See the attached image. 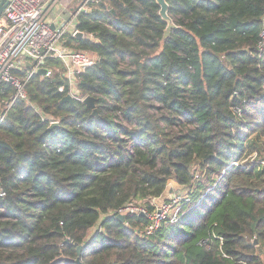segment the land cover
<instances>
[{
    "label": "trees",
    "instance_id": "trees-1",
    "mask_svg": "<svg viewBox=\"0 0 264 264\" xmlns=\"http://www.w3.org/2000/svg\"><path fill=\"white\" fill-rule=\"evenodd\" d=\"M168 4L171 25L157 0L79 15L66 44L97 58L78 78L97 115L35 74L1 120L0 80V264H264V0ZM170 181L189 200L148 233L124 209L155 212Z\"/></svg>",
    "mask_w": 264,
    "mask_h": 264
},
{
    "label": "built area",
    "instance_id": "built-area-1",
    "mask_svg": "<svg viewBox=\"0 0 264 264\" xmlns=\"http://www.w3.org/2000/svg\"><path fill=\"white\" fill-rule=\"evenodd\" d=\"M76 1L74 6L75 0H8L0 17V80L11 84L15 93L5 102L1 120L18 100L30 103L27 84L41 68L47 70L45 77L58 74L64 79L60 91L67 90L75 100H84L78 78L85 72L82 66H93L97 58L69 47L66 38L78 32L79 15L90 13L100 0ZM258 48L259 52L264 50V25ZM50 59L60 60L61 66L48 64ZM139 212L148 215L146 210ZM165 217L163 211L156 212L148 233Z\"/></svg>",
    "mask_w": 264,
    "mask_h": 264
},
{
    "label": "rangeland",
    "instance_id": "rangeland-1",
    "mask_svg": "<svg viewBox=\"0 0 264 264\" xmlns=\"http://www.w3.org/2000/svg\"><path fill=\"white\" fill-rule=\"evenodd\" d=\"M77 1L73 3L75 6ZM256 153H252L245 157L242 161L234 162L235 164H246L247 162L256 161ZM196 177L203 179L204 173H201L199 167L195 168ZM221 176H219L220 178ZM205 178V177H204ZM189 190L187 187L177 184L175 181H170L167 187L166 192L160 198L152 199L151 203L156 207V211L153 213H149L147 216L150 219H153L152 216L156 214V212L163 211V213L172 218L173 220L178 218V213L182 207L183 200H189ZM142 201H134L133 204H136L137 207L130 204L127 208L124 209V212H139L140 210H145L142 206ZM148 213V212H147ZM144 215V214H143Z\"/></svg>",
    "mask_w": 264,
    "mask_h": 264
},
{
    "label": "water",
    "instance_id": "water-1",
    "mask_svg": "<svg viewBox=\"0 0 264 264\" xmlns=\"http://www.w3.org/2000/svg\"><path fill=\"white\" fill-rule=\"evenodd\" d=\"M103 1V0H101ZM157 3L160 5V15L161 17L167 21L169 23V25H171L173 23L172 19L170 18L169 16V4H168V0H157ZM8 4V0H0V17L1 15L3 14L4 12V9L6 7V5ZM76 36H79V37H84L85 34L83 32H76L75 34ZM90 65H85V66H82V70L85 71L87 68H89ZM47 72V70L45 68H41L39 71H38V74L40 75H45ZM64 102H70V103H74L75 102V99L73 98V96L67 94L64 96L63 100ZM96 99L93 97V96H86L83 100V102L89 106L92 110H93V115H97L98 113V110H97V105H96ZM59 125V121L57 122H53L51 123L50 125V129H54L56 126ZM0 146L2 147H5V148H8L10 150H12V147L5 141L3 140H0ZM125 215L124 214H120L118 216V218H120L121 220H124L125 219ZM68 242V241H67ZM81 249H82V246H79L78 247V252L80 254L81 252ZM77 263L78 264H83V262L81 261L80 258L77 259Z\"/></svg>",
    "mask_w": 264,
    "mask_h": 264
},
{
    "label": "crops",
    "instance_id": "crops-1",
    "mask_svg": "<svg viewBox=\"0 0 264 264\" xmlns=\"http://www.w3.org/2000/svg\"><path fill=\"white\" fill-rule=\"evenodd\" d=\"M85 37V36H84Z\"/></svg>",
    "mask_w": 264,
    "mask_h": 264
}]
</instances>
